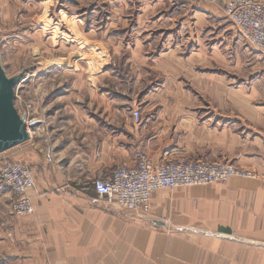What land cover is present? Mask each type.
Masks as SVG:
<instances>
[{
	"label": "crops",
	"instance_id": "crops-1",
	"mask_svg": "<svg viewBox=\"0 0 264 264\" xmlns=\"http://www.w3.org/2000/svg\"><path fill=\"white\" fill-rule=\"evenodd\" d=\"M137 1L135 14L101 16L99 4L67 9L81 0H0L1 59L7 43L41 29L42 53L59 52L64 38L46 28L63 13L80 32L84 24L91 37L104 33L113 55L126 57L105 59L88 76L77 61L43 58L25 69L16 90L35 104L30 138L3 158L32 169L35 214L12 215L8 205L0 218V264H264V52L247 43L223 3ZM45 15L48 22H39ZM134 34L141 40L129 39ZM117 67L132 69L133 77L115 75ZM66 68L74 74L55 75ZM134 105L141 124L133 122ZM139 150L156 162L228 161L258 177L157 190L153 221L81 187L109 178L120 164L134 165ZM6 195L15 201L12 190Z\"/></svg>",
	"mask_w": 264,
	"mask_h": 264
},
{
	"label": "built area",
	"instance_id": "built-area-1",
	"mask_svg": "<svg viewBox=\"0 0 264 264\" xmlns=\"http://www.w3.org/2000/svg\"><path fill=\"white\" fill-rule=\"evenodd\" d=\"M223 3L227 16L240 30L248 43L264 52V2L261 0H208ZM16 98H19L16 92ZM25 120H29L25 115ZM134 123L142 122L141 111L133 109ZM0 177L15 194L13 211L19 217L33 216L35 207L31 191H36L32 169L25 163L0 159ZM232 177L254 179L253 170L236 166L232 162H210L175 157L156 162L144 151L136 152L134 165L120 164L106 179H96L81 186L91 187L97 198L120 207L124 213L144 221H153L151 200L160 189L192 187L225 183Z\"/></svg>",
	"mask_w": 264,
	"mask_h": 264
},
{
	"label": "rangeland",
	"instance_id": "rangeland-1",
	"mask_svg": "<svg viewBox=\"0 0 264 264\" xmlns=\"http://www.w3.org/2000/svg\"><path fill=\"white\" fill-rule=\"evenodd\" d=\"M130 1H129L128 7L127 5L125 4L123 5L121 3H113V4L106 3L104 5L103 0H81V3H79L80 5L78 7H75V5H71L70 3L67 4L66 7L67 9H71V10L73 9V11L76 12V11H79L78 9H80L81 7L88 8L91 5L92 6L94 5L95 7L96 4H99L96 6L98 8L97 11L100 12L101 16H104L106 15V13L111 12V11H125L126 13L132 15L133 13L135 14L139 10L138 8H140L141 5H139L137 0H130ZM56 9H57V5H55V9H52V13H55ZM46 17H47L46 15L41 17V20H39V22H48ZM54 20L58 24L55 25L56 23L49 21L48 22L49 27L48 29L46 28V30L47 32H51V33L53 32L52 35H54V37L57 38V40L64 38V43L66 44H63L64 46L61 48L59 52L57 51L50 52L49 56L46 55V52L42 53L41 46L43 45V43H45V40L47 39L46 37L43 36L44 30L42 29L40 33H35L30 36H24L22 39H19L17 42L7 43V46L3 50V59H1V63L4 61L5 63L4 68L8 76H12L13 74H17L21 72L22 70L31 68L33 63L42 61L43 58H45V60L50 59V60H59V61H64V62L65 61L66 62L77 61L79 63L81 62L83 67L86 68V70L88 71L86 72L85 70L82 69L80 73L86 76L92 75V73H95L96 71H98V69L100 68V65L102 64V62L105 61V59L110 58L113 61V57H114V59H116L117 62H120L121 60L122 61L125 60L126 57H123L125 52H117L116 54L113 55V50H112L113 41L108 40L107 39L108 37H106L104 33L101 34V36L99 37H91L89 33H86L82 29V27H84V24L82 25V27H81V24H79L81 27V32L78 31L79 29L77 27L76 20L73 17H70L68 16V14H65V13H63V15L59 17V19H54ZM52 25L54 27L64 26L65 31L63 33H58L59 29L57 27L53 28ZM130 27L131 26H129L128 29L124 28L123 31L126 33ZM123 31L119 30L118 33H123ZM128 33H131V31H128ZM136 35L137 34L130 35V36L127 35L126 38H128L129 36V39H134ZM138 38L141 40V36H139ZM50 43L53 44V41L51 40ZM105 45H109L110 47L106 49L104 47ZM50 47H52V45ZM252 48L254 47L252 46ZM7 52L9 53L6 54ZM234 58H235V53L233 52L227 53V59H230L232 61ZM71 69L66 68L65 71L61 73H56L55 75H59L63 73L73 75L74 73H69ZM114 70H113V73L117 76L133 77L132 71H131L132 69L125 68L122 70V68L117 67ZM18 93H19L18 94L19 98L15 99L16 106L18 107V110L22 115H25L29 120H31L32 118L31 116H32V112L34 110L35 104L33 105V103H31L30 100H28L29 96L25 94V92L22 93L20 91ZM125 106L130 107V104L128 105V102H127L125 103ZM139 108L140 107L138 105H134L133 107V109H139ZM5 153L6 152L0 153V159H4L3 157ZM183 158H186V157H183ZM186 159L194 160L191 158H186ZM257 177H258V174H257ZM5 188L6 190H4ZM2 190L4 192H2ZM8 190H11V188L7 186L0 177V195H2V198H0V218L8 215L9 213L8 205H10L11 207L10 213H12V215L15 214L12 211V208H13L12 204L14 202L11 201L10 195H6ZM7 219L8 218H6V220Z\"/></svg>",
	"mask_w": 264,
	"mask_h": 264
},
{
	"label": "water",
	"instance_id": "water-1",
	"mask_svg": "<svg viewBox=\"0 0 264 264\" xmlns=\"http://www.w3.org/2000/svg\"><path fill=\"white\" fill-rule=\"evenodd\" d=\"M25 74L26 71L22 70L8 76L0 58V153L30 138L32 124L27 123L15 103L17 85Z\"/></svg>",
	"mask_w": 264,
	"mask_h": 264
}]
</instances>
